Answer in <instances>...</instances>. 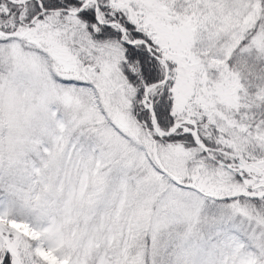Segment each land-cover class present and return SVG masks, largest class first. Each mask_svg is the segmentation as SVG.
<instances>
[{
    "label": "snow or ice",
    "instance_id": "1",
    "mask_svg": "<svg viewBox=\"0 0 264 264\" xmlns=\"http://www.w3.org/2000/svg\"><path fill=\"white\" fill-rule=\"evenodd\" d=\"M0 264H264V0H0Z\"/></svg>",
    "mask_w": 264,
    "mask_h": 264
}]
</instances>
